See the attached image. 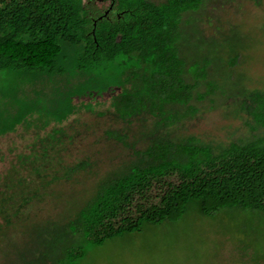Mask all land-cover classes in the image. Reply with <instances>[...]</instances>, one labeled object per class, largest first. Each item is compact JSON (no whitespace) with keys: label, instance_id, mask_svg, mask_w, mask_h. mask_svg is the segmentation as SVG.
Segmentation results:
<instances>
[{"label":"trees","instance_id":"16d2710c","mask_svg":"<svg viewBox=\"0 0 264 264\" xmlns=\"http://www.w3.org/2000/svg\"><path fill=\"white\" fill-rule=\"evenodd\" d=\"M130 1L108 18L83 0H0V264H80L192 205L264 213V88L245 93L249 132L214 117L215 82L188 76L179 44L203 0Z\"/></svg>","mask_w":264,"mask_h":264},{"label":"rangeland","instance_id":"374dc122","mask_svg":"<svg viewBox=\"0 0 264 264\" xmlns=\"http://www.w3.org/2000/svg\"><path fill=\"white\" fill-rule=\"evenodd\" d=\"M118 1L123 9L131 2ZM200 3L195 12L187 11L181 18L179 44L186 71L189 77L196 76L197 68L209 75L215 83L204 104L206 109L213 107L217 111L214 117L219 114L244 134V130L249 132L240 118L245 93L264 88V0ZM17 94L25 104L34 100L33 95ZM110 96H97L93 102L106 106ZM18 132L6 135L10 147L16 138V143H21ZM261 133L258 137L264 136V128ZM8 149L6 142L1 144L3 152ZM80 264H264V213L233 208L203 218L199 207L192 205L178 221L146 223L141 232L90 248Z\"/></svg>","mask_w":264,"mask_h":264},{"label":"flooded vegetation","instance_id":"af4514ba","mask_svg":"<svg viewBox=\"0 0 264 264\" xmlns=\"http://www.w3.org/2000/svg\"><path fill=\"white\" fill-rule=\"evenodd\" d=\"M90 14H97L99 17L120 18L125 11L117 7V0H83Z\"/></svg>","mask_w":264,"mask_h":264}]
</instances>
